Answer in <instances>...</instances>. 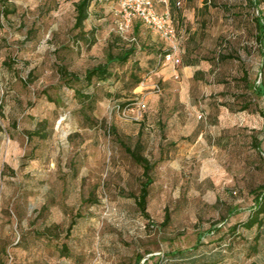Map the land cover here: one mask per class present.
Listing matches in <instances>:
<instances>
[{
    "label": "rangeland",
    "instance_id": "rangeland-1",
    "mask_svg": "<svg viewBox=\"0 0 264 264\" xmlns=\"http://www.w3.org/2000/svg\"><path fill=\"white\" fill-rule=\"evenodd\" d=\"M77 1L9 0L2 18L0 264L264 262V227L242 225L264 187L257 10L153 0L175 20L174 47L141 20L126 28L120 0H94L82 34ZM111 42L138 50L109 79L61 78V66L105 63ZM139 138L155 163L149 216L136 199L143 167L123 145Z\"/></svg>",
    "mask_w": 264,
    "mask_h": 264
},
{
    "label": "trees",
    "instance_id": "trees-1",
    "mask_svg": "<svg viewBox=\"0 0 264 264\" xmlns=\"http://www.w3.org/2000/svg\"><path fill=\"white\" fill-rule=\"evenodd\" d=\"M94 0H79L75 4L76 8V19H75V29H79L80 33H84L85 23L90 17V7ZM211 2V0H208ZM250 5L257 10V14L254 15V22L256 27V40L259 43V51L261 55V65L264 69V0H248ZM14 12V9H11L9 4V0H0V28L3 27L4 23L2 18L8 17L11 13ZM139 20V19H138ZM138 26V24H136ZM138 47L136 44L132 43L130 45L123 44L116 51L114 49V42H111L110 48L108 50L107 59L105 63H100L95 65L92 68L86 70L84 75H80L76 72L69 71L65 66H61L59 68V73L61 78H63L67 83L71 84L74 82L83 83L85 86H90L94 82V80L105 81L113 76V72L111 67L114 64H126L130 59H132L137 53ZM165 54H170V52H166ZM238 58L237 56L231 53H219L215 58L217 63L226 62L230 59ZM262 74H264L262 72ZM140 78L136 79V83L139 84ZM252 92L256 96H264V78L260 80L259 83L255 81L253 84H250ZM90 97V96H88ZM250 107L249 102H246L242 109H248ZM35 134H39L40 131L34 132ZM46 137V135L42 136ZM126 151L133 157V159L143 167V181L141 183L140 193L137 196V206L143 212L144 215L149 216L148 212V197L150 195V187L154 183V177L152 176V172L155 167V163L151 161V159L144 154V149L142 146V140L139 138L135 147H131L127 144H123ZM260 146L258 145V148ZM170 216L167 215L165 223L169 221ZM245 228L252 229L254 226L258 225L260 227H264V187L259 190L255 196V200L250 209L249 217L246 221L243 222ZM237 225L232 226V232L235 234L237 232ZM256 239H259V234ZM203 241H199L196 248H193L194 252L200 247V244ZM222 245V244H221ZM254 250H257V245L253 246ZM192 250V251H193ZM190 253V252H189ZM193 253V252H192ZM251 253H248L250 255ZM205 258L203 264H212L215 261H211L210 258L219 255L216 252H211ZM135 264H141V258L139 257L136 260ZM249 264H264V262H259L256 260L251 261Z\"/></svg>",
    "mask_w": 264,
    "mask_h": 264
},
{
    "label": "built area",
    "instance_id": "built-area-1",
    "mask_svg": "<svg viewBox=\"0 0 264 264\" xmlns=\"http://www.w3.org/2000/svg\"><path fill=\"white\" fill-rule=\"evenodd\" d=\"M120 2L126 28H130L134 21L139 19L176 47L174 42L177 40V28L170 12H159L153 0H120ZM139 108L145 109L146 103L140 102ZM130 109L134 111L133 107Z\"/></svg>",
    "mask_w": 264,
    "mask_h": 264
}]
</instances>
